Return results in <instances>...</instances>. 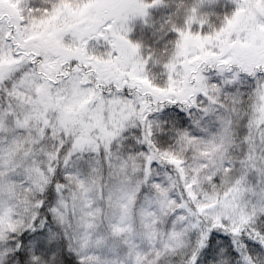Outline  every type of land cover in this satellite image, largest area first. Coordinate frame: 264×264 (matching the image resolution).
Instances as JSON below:
<instances>
[{
	"label": "snow or ice",
	"instance_id": "1",
	"mask_svg": "<svg viewBox=\"0 0 264 264\" xmlns=\"http://www.w3.org/2000/svg\"><path fill=\"white\" fill-rule=\"evenodd\" d=\"M219 2L145 50L166 0H0V264H264V0Z\"/></svg>",
	"mask_w": 264,
	"mask_h": 264
},
{
	"label": "rangeland",
	"instance_id": "2",
	"mask_svg": "<svg viewBox=\"0 0 264 264\" xmlns=\"http://www.w3.org/2000/svg\"><path fill=\"white\" fill-rule=\"evenodd\" d=\"M167 5H168V0H166L165 5L150 9L149 10V18H148L147 23H145L144 21L139 20V19L133 21L132 22V26H133L132 35H136V33L140 34V33L144 32L145 30H149V28H150L149 26L152 24V20L154 21V18H155V20H158L160 18L159 21H162L163 19L167 18L168 14L171 10L170 7H168ZM215 8L218 12H221V13L225 12L227 10V5L225 3V0H220L219 4L216 5ZM153 11H156L157 13L152 14L153 15V19H152L151 13ZM202 11H209V9H202ZM169 35L172 36L173 38L175 36V34H173V33H170ZM153 70L154 71H162L161 68H153Z\"/></svg>",
	"mask_w": 264,
	"mask_h": 264
},
{
	"label": "trees",
	"instance_id": "3",
	"mask_svg": "<svg viewBox=\"0 0 264 264\" xmlns=\"http://www.w3.org/2000/svg\"><path fill=\"white\" fill-rule=\"evenodd\" d=\"M154 13L157 12L153 11L151 15ZM152 19H153V15H152ZM159 19L155 20L154 18V21L152 20V24L149 26L150 27L149 30H145L140 34L136 33V35H133L135 39L139 40L143 44L145 50L149 48H154L160 43L159 39L157 38V35L154 33V28H153V22H158Z\"/></svg>",
	"mask_w": 264,
	"mask_h": 264
}]
</instances>
